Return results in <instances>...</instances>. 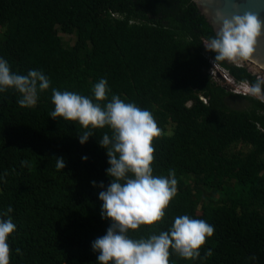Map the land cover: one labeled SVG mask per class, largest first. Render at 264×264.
Here are the masks:
<instances>
[{
  "label": "trees",
  "instance_id": "trees-1",
  "mask_svg": "<svg viewBox=\"0 0 264 264\" xmlns=\"http://www.w3.org/2000/svg\"><path fill=\"white\" fill-rule=\"evenodd\" d=\"M214 35L194 0H0V57L51 81L31 107L13 89L0 93V214L16 225L9 264H97L92 241L110 226L101 218L100 182L110 179L98 140L111 130L94 129L81 145L83 127L49 112L52 88L91 96L101 78L110 88L102 105L114 94L153 114L154 174L171 170L178 181L163 220L130 230L132 238L187 214L213 235L199 256L173 252L169 264H264V101L214 82L207 53H215L205 47ZM218 62L238 82L258 79Z\"/></svg>",
  "mask_w": 264,
  "mask_h": 264
},
{
  "label": "clouds",
  "instance_id": "clouds-1",
  "mask_svg": "<svg viewBox=\"0 0 264 264\" xmlns=\"http://www.w3.org/2000/svg\"><path fill=\"white\" fill-rule=\"evenodd\" d=\"M262 32L264 21L256 13L245 12L231 17L220 13L215 35L205 47L215 53L216 61L239 63L255 58ZM50 84L43 71L15 72L8 61L0 57V93L15 90L20 94L17 103L21 107L34 106L39 93L48 90ZM243 87L251 94L249 97H264L262 79L254 83L245 81ZM51 91L54 109L49 116L78 122L84 129L78 136L81 145L94 136V129L108 127L111 130V135L105 132L98 140L107 153L106 175L110 179L107 186L100 182L101 218L110 221V226L104 235L92 241L97 264H169L173 252L186 259L199 256L201 246L214 232L213 225L203 219L178 215L167 230L158 234L142 238H132L129 234L141 225L161 222L178 190L174 172L170 170L165 176L155 175L153 171V140L161 132L153 114L114 94L102 105L110 92L104 78L92 86L91 96L56 88ZM82 159L87 161L88 157L85 155ZM56 167L65 168L62 157H57ZM92 184L96 186L97 182L92 181ZM6 215L0 214V264H9L8 240L16 229L10 216L4 218ZM207 254L211 255L210 249Z\"/></svg>",
  "mask_w": 264,
  "mask_h": 264
},
{
  "label": "water",
  "instance_id": "water-1",
  "mask_svg": "<svg viewBox=\"0 0 264 264\" xmlns=\"http://www.w3.org/2000/svg\"><path fill=\"white\" fill-rule=\"evenodd\" d=\"M200 12L212 25L214 31L219 23V14L231 17L235 14L245 12L256 13L264 21V0H194ZM254 59L247 61L256 64L259 69L264 71V32L259 39Z\"/></svg>",
  "mask_w": 264,
  "mask_h": 264
},
{
  "label": "built area",
  "instance_id": "built-area-1",
  "mask_svg": "<svg viewBox=\"0 0 264 264\" xmlns=\"http://www.w3.org/2000/svg\"><path fill=\"white\" fill-rule=\"evenodd\" d=\"M208 43V42H207ZM207 57L210 58V62H211V76L214 80V82L216 84L219 85H224V87H227L228 90L238 96H244V97H249L251 94L248 93L244 87H243V83L242 82H238L231 74V72L224 67L222 64H220L218 61L215 60V58H213L212 56H210V52L207 53ZM247 61V60H245ZM247 63H249L247 66H240V65H236L239 68H246L250 71L251 74H253L254 76H257L258 79H262L264 80V75L263 74H255L254 72H252L249 68V65H253V63L247 61ZM207 102V100H205Z\"/></svg>",
  "mask_w": 264,
  "mask_h": 264
},
{
  "label": "rangeland",
  "instance_id": "rangeland-1",
  "mask_svg": "<svg viewBox=\"0 0 264 264\" xmlns=\"http://www.w3.org/2000/svg\"><path fill=\"white\" fill-rule=\"evenodd\" d=\"M65 40L67 42H72V43H75L76 42V39L75 38H71V37H68V36H65ZM228 62H229V64H234V65L236 64V65H240V66H244V65L247 66L249 64V63H247V61H242V62H239V63H234V62H230V61H228ZM249 68L255 74H263L264 75V72L261 71V69H259L256 64L249 65ZM258 98L264 101V98L263 97H258ZM230 106L232 108H234V109H237V110H244L245 109V103L238 102V101L230 102ZM240 150H241V147H239L237 149V151H240Z\"/></svg>",
  "mask_w": 264,
  "mask_h": 264
},
{
  "label": "flooded vegetation",
  "instance_id": "flooded-vegetation-1",
  "mask_svg": "<svg viewBox=\"0 0 264 264\" xmlns=\"http://www.w3.org/2000/svg\"><path fill=\"white\" fill-rule=\"evenodd\" d=\"M234 65V64H233ZM261 71H263V70H261ZM264 72V71H263ZM264 98V97H263Z\"/></svg>",
  "mask_w": 264,
  "mask_h": 264
},
{
  "label": "bare ground",
  "instance_id": "bare-ground-1",
  "mask_svg": "<svg viewBox=\"0 0 264 264\" xmlns=\"http://www.w3.org/2000/svg\"><path fill=\"white\" fill-rule=\"evenodd\" d=\"M256 97V96H255Z\"/></svg>",
  "mask_w": 264,
  "mask_h": 264
}]
</instances>
